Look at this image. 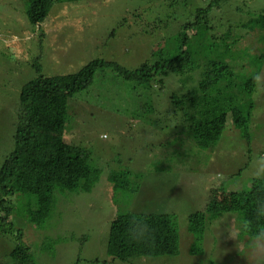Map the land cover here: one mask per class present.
<instances>
[{
    "label": "rangeland",
    "instance_id": "rangeland-1",
    "mask_svg": "<svg viewBox=\"0 0 264 264\" xmlns=\"http://www.w3.org/2000/svg\"><path fill=\"white\" fill-rule=\"evenodd\" d=\"M170 1L62 0L43 23L33 25L24 0H0V166L14 149L21 88L38 75L33 67L38 56L48 76L76 72L96 58L136 69L152 61L153 50L169 46L167 38L174 45L181 25L192 20L187 5L208 2L183 0L171 8ZM262 12L264 0H227L210 14L209 25L216 41L232 27L239 46L260 56V34L243 24ZM158 18L163 19L161 27L153 23ZM244 60L241 77L259 71L251 97L250 136L243 137L228 116L215 148L197 147L190 132H180V118L170 108L171 92L189 90L199 70L194 83L182 84L170 74L163 88L156 84L145 91L103 69L89 88L70 97L64 137L92 151L91 164L101 176L91 191H57L55 208L44 224L30 223L22 214L12 216L16 230L24 231L35 264H248L237 249H245L248 236L235 240L227 233L230 227L241 231L236 215L225 213L210 223L200 254L191 252L195 237L189 230L190 214L206 210L211 197L228 202L231 192L264 178V61L243 52L237 64ZM124 172L129 173L128 189L115 188L111 178ZM132 211L172 214L180 233L179 254L112 261V221ZM1 229L0 264H13L9 252L18 240L14 230Z\"/></svg>",
    "mask_w": 264,
    "mask_h": 264
},
{
    "label": "trees",
    "instance_id": "trees-1",
    "mask_svg": "<svg viewBox=\"0 0 264 264\" xmlns=\"http://www.w3.org/2000/svg\"><path fill=\"white\" fill-rule=\"evenodd\" d=\"M24 1L27 19L37 25L43 23L55 4L62 0ZM182 1L172 0L169 5L175 8ZM226 2L208 0L205 5L194 8L187 5L192 20L181 25L174 45L167 38L170 45L153 50L152 61L144 62L136 69H129L117 61L96 58L76 72L48 76L43 73L42 57L34 60L33 67L38 75L21 88L14 149L0 166V229L4 232L14 230L12 235L18 240L9 252L13 264H35L33 251L24 242L23 229L15 228L14 214L24 215L30 223L44 224L55 208L57 191H91L99 182L101 170L91 164L92 151L68 142L64 137L70 97L89 88L99 71L112 69L135 83L134 87L146 91L156 84L163 88L165 78L170 74L179 76L182 84L194 83L199 70V78L189 90H173L170 94V108L180 118L183 128L180 132H190L197 147L215 148L230 116L243 137L249 138L254 109L251 97L259 71L241 77L239 71L246 69L247 59L237 63L243 52L263 63L264 53L257 56L240 47L239 37L231 32L232 27L223 39L216 41L209 25L210 14ZM127 20L124 17L122 22ZM161 22L163 19L158 18L153 23L161 27ZM243 27L257 31L264 42V12L251 17ZM189 29L194 30L191 35L187 33ZM128 175V172L115 174L111 178L114 187L128 189ZM225 213L237 216L241 233L246 231L242 235L250 236L264 230V178L256 177L250 188L231 192L228 202L211 197L206 210L190 214L189 230L195 237L192 253L203 252L210 223ZM179 252L180 233L172 214L132 211L112 221L108 238L112 261H130L141 256H175Z\"/></svg>",
    "mask_w": 264,
    "mask_h": 264
},
{
    "label": "clouds",
    "instance_id": "clouds-1",
    "mask_svg": "<svg viewBox=\"0 0 264 264\" xmlns=\"http://www.w3.org/2000/svg\"><path fill=\"white\" fill-rule=\"evenodd\" d=\"M257 207L259 215L260 205ZM227 233L230 238L235 240H238L240 235L243 234L240 230L233 227H230ZM245 241V249L242 250L240 247H237L240 255L247 259L248 264H264V230L254 232L252 235L246 237Z\"/></svg>",
    "mask_w": 264,
    "mask_h": 264
}]
</instances>
